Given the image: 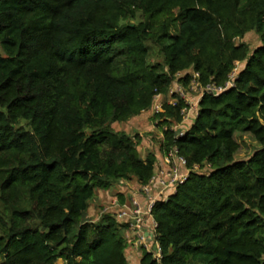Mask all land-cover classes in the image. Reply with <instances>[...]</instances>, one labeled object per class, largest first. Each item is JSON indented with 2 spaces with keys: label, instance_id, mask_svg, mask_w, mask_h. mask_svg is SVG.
<instances>
[{
  "label": "trees",
  "instance_id": "obj_1",
  "mask_svg": "<svg viewBox=\"0 0 264 264\" xmlns=\"http://www.w3.org/2000/svg\"><path fill=\"white\" fill-rule=\"evenodd\" d=\"M240 62L235 86L206 91ZM195 73L198 115L184 123L176 93L155 114L160 153L190 175L155 202L162 257L143 249L141 264H264V0H0V264H129L127 222L91 205L122 180L149 184L158 155L115 126ZM236 132L261 145L248 159Z\"/></svg>",
  "mask_w": 264,
  "mask_h": 264
},
{
  "label": "rangeland",
  "instance_id": "obj_2",
  "mask_svg": "<svg viewBox=\"0 0 264 264\" xmlns=\"http://www.w3.org/2000/svg\"><path fill=\"white\" fill-rule=\"evenodd\" d=\"M134 23V21L132 22ZM172 34L176 33L175 29H172ZM244 41L250 46V49L253 51L255 48L261 45V39L257 31H251L247 33L244 37ZM164 55L160 52V48L155 45L153 46L151 50L150 55V61L151 62H164ZM244 63L240 62L237 63L235 68V75L240 72V70L243 68ZM176 84V83H175ZM174 84V85H175ZM179 85L173 86L167 95H161L159 97H156L154 105L157 104L164 105L165 102H176L175 98L173 97V94H184L182 97L185 99V101L188 103L190 107H194L196 110H193L189 114V118L194 119L198 115V104L199 100L201 98V90L196 89H189L182 92H175L173 90L174 87H177ZM154 109L152 108L150 111L142 113L140 116L137 117V119L131 120V122L128 123H121L116 125L115 127L119 130H125L132 136L133 139H136L135 136L139 135V139H136L138 141V149L140 154L143 157H146L150 152H154L157 154L160 153V145H161V139L163 138L162 130L157 126L158 120L155 119ZM179 132H183L186 130L184 127L177 128ZM235 139L240 144L239 149L237 150L235 157L238 160H244L250 158L256 150H258L261 145L260 143L255 139L253 134L249 132H236L234 134ZM176 158V156L174 157ZM161 160V158H160ZM166 157L162 156V162H160V167L157 166L158 172L163 171L164 169L168 168V164L166 162ZM170 169V168H169ZM200 172H209V168L205 167H199L197 168V171ZM136 181L135 180H124L121 183H118L114 186V188H117L113 191H108L105 194L99 195L98 199L95 200V202L91 205L90 209V215H92V219L98 220L100 215L105 212H113L117 214L118 208L113 205V200L118 199L121 203L126 202V198H122V196H125V193H123L125 190L131 188V190L135 191L134 193H141L139 188H135ZM129 185V186H128ZM126 186V187H125ZM141 188V187H140ZM126 236L129 237V240H133L134 242V234L130 230H126ZM136 239V238H135ZM136 250L139 249L138 246L134 245ZM139 247V248H138ZM135 251V250H134ZM140 252V249H139ZM57 264H64L63 259H59L57 261ZM129 264H141L139 261V258L135 255H130V263Z\"/></svg>",
  "mask_w": 264,
  "mask_h": 264
},
{
  "label": "built area",
  "instance_id": "obj_3",
  "mask_svg": "<svg viewBox=\"0 0 264 264\" xmlns=\"http://www.w3.org/2000/svg\"><path fill=\"white\" fill-rule=\"evenodd\" d=\"M198 75V73H195V79H193L190 89H199L203 95L204 89L196 79ZM237 76V73L235 75L234 69L231 73V79L225 87H215L214 85H211L206 88V91L209 93L212 92L214 95L218 96L228 88L235 86L234 81ZM173 90L182 93L186 91L181 85L174 87ZM159 96H161V94L156 95L155 100L156 97ZM183 96L184 94L181 95V97ZM154 103L152 106L155 112L154 114L162 111L163 105L157 104L155 106ZM193 110L196 109L194 107L184 109V123L189 119V114ZM177 128H181V125L177 126ZM178 133L179 135H184L185 131H178ZM175 156L176 158H174ZM165 157L169 167L160 172L156 171L150 183L141 186V193H136L128 203H121L118 199H115L112 202L113 205L118 208V218L126 221L128 224L127 230H130L134 234V242L152 253L154 258L158 260L161 259L162 252L159 243L156 240L158 224L152 213L153 206L158 200L167 199L169 194L175 193L177 187L180 184H183L190 175V170L186 168V159L179 155L176 149L172 150Z\"/></svg>",
  "mask_w": 264,
  "mask_h": 264
},
{
  "label": "crops",
  "instance_id": "obj_4",
  "mask_svg": "<svg viewBox=\"0 0 264 264\" xmlns=\"http://www.w3.org/2000/svg\"><path fill=\"white\" fill-rule=\"evenodd\" d=\"M140 116V115H139ZM138 117V116H137ZM137 117L136 118H134V119H137ZM133 120V119H132ZM134 121V120H133ZM129 122H131V120L129 121ZM158 155V167H160V162H162V154H157ZM160 158H161V160H160ZM124 180H122V182H123ZM120 183H121V181H120ZM129 186V185H128ZM126 187V186H125ZM140 185H138L137 183L135 184V188H139L140 189ZM117 188H111V189H108V190H99V192H98V197H99V195H101V194H105V193H107L108 191H113V190H116ZM135 191H133V190H131V188H129L128 187V189L127 190H125L123 193H125V196H122V198H126V202L128 203L129 201H130V199L135 195V193H134ZM127 234V233H126ZM127 238H129V237H127ZM128 241H129V243H128V248L126 249V255H127V257H128V259H129V263H130V255H132V256H137L138 258H139V261L141 262V258H142V254H143V248L139 245V249H140V252H139V249H137L136 250V248H135V246L134 245H136V246H138L135 242H133V240H129L128 239ZM135 250V251H134Z\"/></svg>",
  "mask_w": 264,
  "mask_h": 264
},
{
  "label": "water",
  "instance_id": "obj_5",
  "mask_svg": "<svg viewBox=\"0 0 264 264\" xmlns=\"http://www.w3.org/2000/svg\"><path fill=\"white\" fill-rule=\"evenodd\" d=\"M211 94H213V93L211 92Z\"/></svg>",
  "mask_w": 264,
  "mask_h": 264
}]
</instances>
